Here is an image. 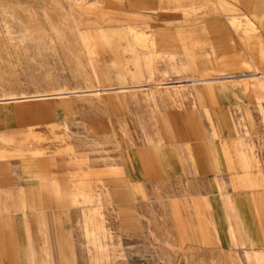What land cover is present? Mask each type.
Wrapping results in <instances>:
<instances>
[{
    "label": "crops",
    "instance_id": "0c3cea01",
    "mask_svg": "<svg viewBox=\"0 0 264 264\" xmlns=\"http://www.w3.org/2000/svg\"><path fill=\"white\" fill-rule=\"evenodd\" d=\"M105 3L107 9H101L98 0L86 5L77 0L75 7L80 12L95 14L97 23L106 21L107 24L104 25H110L113 21H120L121 30L124 31L122 36L130 37L124 50H143L145 57H134V67L124 62L119 63L115 73L111 74L109 67L99 62L98 57L102 55L104 46H115L120 42L118 32L111 28L105 30L101 24L85 27L87 31L85 36L82 34L83 43L80 44L86 48L90 64L89 82L84 83L88 87L83 85L81 91H72L67 96L70 106H53L55 111L60 108L65 112L66 129L69 124H76L94 131L99 128L97 124L103 126L104 122L114 123L119 120L118 117L127 114L132 109L130 106H135L137 102L143 101L146 104L150 101L155 106L157 99H163L162 94H165L174 104L177 95L192 102L195 107L188 115L192 130L177 148L173 141L180 138L181 132L169 120V113L156 111L155 118L159 122L162 120L164 132L149 135L147 128L144 127L142 131L141 125L145 123H141L142 117L134 109L131 118L136 123L131 130L133 132L140 128L143 134L148 133L149 143L142 144L139 148L125 147L120 157L115 156L105 167H96L92 164L91 157L83 158L80 153L82 150L75 149L72 145L59 149L63 150L62 155H69L68 158L43 152L42 143L31 146L37 143L27 141V137L35 133L36 141L39 137L42 139L44 123H48L51 130L59 124L54 119H43L42 114L25 116L26 106H0V142L13 145L0 148V264H85L84 250L79 252L74 248L75 220L68 211L76 206H91L88 196L94 191L90 185L102 183L115 200H121L108 204L106 198L99 199L98 204L94 205L132 207L136 205L134 196L140 182L146 186L154 181H167L175 185L177 175H180V181L183 182V190L186 188L190 193V189L200 191L205 187L209 190L208 200L196 192L190 199L186 197V200H178L181 206L186 203L185 205L193 208L195 223H205L203 207H222L221 213L225 217L224 206L231 205L239 235L247 246L243 250L245 262L241 263L233 255L230 262L224 264H264V172L258 179L261 182H257L258 185L262 183V187H257L256 184L252 186L256 183L255 179L251 180L244 173L239 183L242 187H227L229 197L222 198L218 196L221 194V185L213 183L211 176L217 178L226 173L203 171L205 166L220 170L228 162L227 157L230 155L238 156L242 167L249 168L253 163L248 155L253 143L242 142V135H235L233 138V117L227 112L228 103H234L242 106L247 111V118H250L248 106H264V37L248 31L250 27L245 29L241 41L247 56L244 62L247 67H251V71L236 73L231 70L237 68L235 62L238 53L230 49L232 42L226 38L224 31L226 24L232 28L234 19H238H229L227 15L233 14L232 11L239 4L245 5L246 2L127 0L128 4L137 6L140 10L125 18H115L112 15L123 12V9L120 10L122 0H105ZM255 4L258 2L255 1ZM259 5L264 7V0H259ZM248 7L250 9L251 5L248 4ZM210 11L217 14L198 23L185 22L199 19V14L205 17ZM152 16L155 19L149 21ZM219 16L226 17V21ZM136 18L141 21H130ZM262 18L259 23L264 29V13ZM70 19L79 32L80 25L89 24V21L72 16ZM137 24L145 26L135 28ZM208 43L210 51L204 49ZM115 47L111 48L112 53L116 57L121 56L122 51ZM161 60L166 61L167 65L158 64ZM170 72H175L178 77L172 79ZM83 109H86V113ZM181 113L180 120L186 121L187 113ZM121 130L124 135L130 132L126 126L120 132ZM111 131L114 136L111 149L118 150L124 140L116 136V131ZM203 144L207 147V152L204 151ZM99 149L104 150L99 147L93 150ZM185 152L190 155L191 160L181 162L180 154H186ZM67 163L83 167L75 169L64 165ZM80 169L81 172H76ZM142 172L154 177L142 179ZM76 174L85 177L77 178ZM108 182L111 183L107 185ZM185 183L189 186L184 185ZM213 211L218 217L219 210ZM130 218L135 220L134 215H130ZM85 220L83 218V224ZM85 226L82 225L84 236L94 243L97 237L90 233L95 231ZM96 244L100 246V243Z\"/></svg>",
    "mask_w": 264,
    "mask_h": 264
},
{
    "label": "rangeland",
    "instance_id": "374dc122",
    "mask_svg": "<svg viewBox=\"0 0 264 264\" xmlns=\"http://www.w3.org/2000/svg\"><path fill=\"white\" fill-rule=\"evenodd\" d=\"M76 1L0 0V106H13V104L14 106H26L25 116L32 117L42 114L43 119H49V121L54 119L59 124L53 126L51 130L49 124L44 123L42 139L39 137L36 141L37 136L34 133L27 137V141L30 140L37 144H31V142L29 144L38 146L42 143L43 152L49 155L55 154L57 157L62 155L63 150H59L61 147L75 146V149L82 150L80 153L83 158L91 157V162L96 167L100 165L105 167V164L112 162L115 156L119 155L120 157L125 147L139 148L142 144L149 143L150 134L156 135L159 131L164 132L162 120L159 122L155 118L156 111L169 113V120L174 122L175 127H179L180 138L173 141L178 148L179 143L189 137L188 132L192 130L188 115L195 107L192 106L191 101L179 95L176 96L175 104L165 94H162L163 99H157L155 106L150 101L146 104L143 101H141L142 103L137 102L135 106H130L132 109L127 114H121L118 117L119 120L117 119L114 123L104 122L103 126L97 124L99 128L94 131L86 130L83 125L76 124H69L66 129L65 112H62L60 108L55 111L53 106H63L64 108L70 106L67 96L72 91H81L84 83L89 82L90 64L85 52L86 48L80 44V42L83 43V36L87 31L85 27L101 24L100 26L103 25L105 30L111 28L118 32L120 42L115 46H119H104L102 55L98 57L99 62L101 61L103 65L109 67L111 74L115 73L119 63L124 62V64L134 67V62L132 63L134 57L138 59L145 57L143 50L137 51L136 48L132 52L124 50L130 37L122 36L124 31L121 30L120 21H113L110 25H104L107 24L106 21L97 23L95 14L80 12L75 7ZM78 1L86 5L95 0ZM243 1L246 2L245 5L238 3L237 9L232 11L233 14L227 15L229 19L238 18V21L234 19L235 24L232 28L227 24L224 27L226 38L231 39L232 42L230 49L238 53L235 62L237 68L231 70L236 73L251 71V67H247V63L244 62L247 56L241 35L245 33V29L250 27L251 29L248 31L256 36L264 37V29L259 23V20L263 19L264 7L259 5V0ZM255 1L258 4H255ZM98 4L101 9H107L105 0H98ZM248 4L251 5L250 9ZM120 6V10L123 9V12H115L112 14L113 17L125 18L130 13L140 10L137 6L128 4L127 0H122ZM216 14V12L210 11L205 17H201L203 14H199V19L185 22H188L187 24L198 23L204 21V18ZM70 16L89 21V24L80 25L79 32L72 25ZM252 16L257 18L254 19ZM219 17L226 21V17ZM154 19L155 17L152 16L149 21ZM130 21L141 20L136 18ZM144 26V24H137L135 28ZM114 47L122 51L121 56L116 57L117 55L112 53L111 48ZM204 49L210 51V44H206ZM161 63L166 64V61L161 60L158 64ZM169 75L172 79L178 77L175 72H170ZM73 87L74 90H72ZM248 107L250 118H247V111L242 106H237L234 103H228L227 112L229 116L233 117V121L230 120L235 127L232 133L233 138L236 137L235 135H242V142L253 143L252 151L250 154L248 153L253 162L251 167H242L240 158L230 155L227 157L228 162L220 170L209 169L206 166L203 170L206 173H226L217 178L211 176L213 183H220L222 189L218 196L222 198L228 196L227 187H242L239 183L244 173L249 175L251 180L255 179L256 183H253L252 186L254 184L257 187L263 186L262 183L258 185L257 182H261L258 179L264 172V106L251 104ZM134 109H137L134 112H138L142 117V119L139 117L141 123H145V125H141L142 131L144 127L147 128L149 135L148 133L147 135L143 134L140 128L132 132L131 129L136 123L131 118ZM82 111L86 113V109ZM181 111L187 113V122L181 121L183 119L180 120ZM198 114L200 115L199 110ZM86 117L88 118V116ZM122 121L127 122L123 123ZM202 121L204 124L206 123V121ZM125 126L130 130L128 135H124L122 130L120 132V129ZM111 130L116 131V136L124 140L118 150L111 149L114 139ZM14 141L16 142V139ZM96 142L99 143L96 144ZM10 146L13 145H5L0 142V148ZM98 147L104 148V150H93ZM203 149L207 152L205 144H203ZM68 156L63 154L61 157L68 158ZM180 158H182L181 162L191 160L188 153L180 154ZM204 161L208 162L206 159ZM64 165L75 167V169L83 167L75 166L72 163ZM76 172H81V169ZM146 172H142V179L147 180L154 177ZM179 176L175 177L178 179L176 186L167 181L160 183L154 181L147 186L140 182L134 196L136 205L132 207L94 205L98 204L99 199L106 198L108 204H115L121 200H115L109 189L102 183L95 186L90 185L94 191L90 197L88 196L91 199V206H76L68 211V214L73 215L75 220L74 248L79 252L81 249L84 250L85 264H224L230 262V257L233 255L241 263L245 262L243 250L247 245H244L241 240L231 205L224 206L225 217L221 213L222 207H203L202 215H205L203 219L205 223L202 222L203 225L195 223L193 208L185 205L186 203L181 206L178 200H186V197L190 199L194 192L203 195L208 200L210 199L209 190L205 187L200 191L190 189L192 193L186 188L183 190V182L180 181ZM75 177L83 178L85 176L76 174ZM205 182L204 179L203 183L205 184ZM109 183L111 182H108L107 185ZM184 185L189 186L187 183ZM123 201L125 200L123 199ZM213 209L219 210V219ZM130 215L135 216L134 221ZM83 218L86 219L84 224ZM82 225L95 231V233H90L97 237L94 243L84 236ZM98 226L99 231L96 232ZM96 243H100V246Z\"/></svg>",
    "mask_w": 264,
    "mask_h": 264
}]
</instances>
